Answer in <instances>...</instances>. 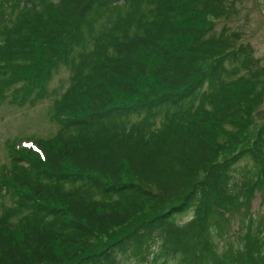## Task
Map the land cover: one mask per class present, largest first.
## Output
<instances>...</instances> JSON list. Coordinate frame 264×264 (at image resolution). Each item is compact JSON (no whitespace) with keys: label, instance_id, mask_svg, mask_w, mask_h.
<instances>
[{"label":"trees","instance_id":"trees-1","mask_svg":"<svg viewBox=\"0 0 264 264\" xmlns=\"http://www.w3.org/2000/svg\"><path fill=\"white\" fill-rule=\"evenodd\" d=\"M230 1L0 0L2 96L70 71L57 133L0 167V264H264V65L216 30Z\"/></svg>","mask_w":264,"mask_h":264},{"label":"rangeland","instance_id":"rangeland-1","mask_svg":"<svg viewBox=\"0 0 264 264\" xmlns=\"http://www.w3.org/2000/svg\"><path fill=\"white\" fill-rule=\"evenodd\" d=\"M232 10L227 17L216 19V30L229 28L241 33L245 42L251 43L260 65H264V0H231ZM70 71L60 66L53 79L48 83L49 95L35 104L17 105L11 101L10 92L4 98L0 92V167H10L12 147L33 137H52L59 130V125L52 119L54 102L69 84ZM264 105L256 112V120L262 121ZM262 193H258L253 202V210H260ZM11 204V198L2 200ZM186 215L183 220H187ZM238 227V222L233 229ZM141 259L129 257L125 264H142Z\"/></svg>","mask_w":264,"mask_h":264}]
</instances>
